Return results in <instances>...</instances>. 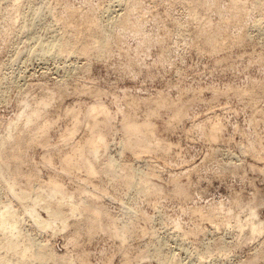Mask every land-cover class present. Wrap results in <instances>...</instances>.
I'll list each match as a JSON object with an SVG mask.
<instances>
[{
    "label": "rangeland",
    "instance_id": "obj_1",
    "mask_svg": "<svg viewBox=\"0 0 264 264\" xmlns=\"http://www.w3.org/2000/svg\"><path fill=\"white\" fill-rule=\"evenodd\" d=\"M121 1L0 0V79L6 78L0 80V141L13 135L0 150L8 155L20 131L26 152L20 170L8 160L10 171L0 173V218L3 212L17 221L8 235L0 227V264H39L29 238L50 249L46 264H158L155 243L168 264H264V0ZM235 7L241 17L232 14ZM71 10L79 16L71 19ZM124 12L127 28H112L116 39L100 58L96 51L85 57L41 52V43L64 32L80 38L79 49L89 39L86 20L118 21ZM47 93L53 99L37 121L16 119ZM93 104L105 110L110 127L107 147L95 158L100 170L86 180L82 170L64 171L59 157L86 135L83 122L71 140L62 137L72 117ZM128 117L148 118L161 150L124 149ZM44 123L49 127L41 132ZM215 125L219 139L208 141L205 132ZM30 138L36 142L28 144ZM124 168L162 192L145 197L117 183ZM51 178L73 202L100 207L94 219L102 228L91 234L85 213L69 216L64 228L60 218L70 215L69 204L49 199L46 187L44 199L33 200L37 184ZM173 182L185 187L184 195ZM251 212L263 223L260 234L250 232ZM122 226H130L124 241L117 235Z\"/></svg>",
    "mask_w": 264,
    "mask_h": 264
},
{
    "label": "bare ground",
    "instance_id": "obj_2",
    "mask_svg": "<svg viewBox=\"0 0 264 264\" xmlns=\"http://www.w3.org/2000/svg\"><path fill=\"white\" fill-rule=\"evenodd\" d=\"M116 1H118V0H116ZM119 1H121V0H119ZM122 1H121V3H122ZM207 2H208V0H203V3H207ZM232 2H233L232 5L236 4V0H232ZM114 6H117V5H114ZM118 6H120V5H118ZM125 6H127V5H125ZM120 7H122V5ZM216 7L217 6H214V9ZM256 7H258V5H255V8ZM107 9H106V11H108ZM123 9H124V6H123ZM112 10L114 11V9H112ZM110 11H108V12H110ZM236 11H238L239 16L241 17V15L243 14V10H240V9L235 7L232 14L236 13ZM69 14H70L69 16L71 19H75L76 17L79 16L76 10L75 11L71 10ZM119 14H120V12H119ZM123 16L124 17L120 16V19L118 21H116L117 19H115V20L114 19L113 20L108 19L109 22H107V23L106 22L100 23L103 18L101 20L98 19V17H101L98 15L94 16L91 19L86 20L85 28H83L84 30L83 29L82 30L84 31V34H85V32H87V35H85L84 38H86V39L89 38V39L87 41L82 42L83 43L81 45L82 47L79 49L77 48V44L80 42V40H79L80 38H78L77 36H74L73 34L69 35L67 32H64L65 35H63L62 37L59 36L60 39L58 37H56L57 39H54L52 37L53 40H51V41L47 40L48 42L41 43V44H44L42 46L41 52L45 56L46 54L51 55L52 54L51 52H54L56 50L58 52V54L64 53V54L68 55V57H69L71 52L72 53L74 52L75 54L77 52V54H76L77 56L80 55V56L85 57V56H88L89 54H91V52L96 51L94 53L95 55L97 53L96 58H100L101 55L102 56L105 55V53L108 51V46H109V44H111L112 40L116 39L115 36H112L113 35L112 28L113 27H118L121 29L127 28L126 19H125V17H127V16L125 15V12H124ZM233 16L237 17L236 15H233ZM106 17L108 18L109 16L106 15ZM115 17L116 16H114V18ZM64 23L66 24L67 27L71 26L70 22H64ZM127 23H128V20H127ZM53 31H54V29H53ZM79 31H78V33L80 34L81 32H79ZM78 33L75 35H79ZM53 35H54V37H55V35L57 36V34H55V32ZM59 35H62V34H59ZM82 35H83V33H82ZM202 37L204 38L205 36H202ZM207 37H208V35H207ZM211 37H213V36H211ZM213 39L208 38L207 39L208 42H206L205 41L206 38H205L204 42H206V44H209L210 46H216L215 43L212 42ZM81 41H82V39H81ZM210 48H212V47H210ZM216 48L218 49L219 47H216ZM94 49H96V50H94ZM72 55H74V54H71V56ZM98 55L100 57H98ZM71 64H72V62H71ZM72 66H73V64H72ZM68 67H69V65H68ZM4 78H5V76H4ZM5 79H2V80L4 81ZM1 83H2V81H1ZM1 98H3V97H0V99ZM52 99H53V93H49V94L47 93L46 95H44L40 99H36V101L33 100V104L32 105L30 104L31 107L29 108L28 112L25 113L24 111H21V113L19 115H17L16 119H19V117L24 115V117H23V119H24L23 123L24 124H28L29 122L37 121L38 118L42 115L41 110L44 109L45 106H48L50 104V102L52 101ZM158 103H160L159 107H162V103L164 105V102H162V101L158 102ZM158 105L156 107H158ZM156 107L154 109L157 112V110H159L158 109L159 107L157 109H156ZM67 110L69 111L70 109L67 108ZM68 111H67V113H68ZM72 111H73V109H72ZM178 111H180V110L178 109ZM178 111H176L175 114H177ZM74 112H76V111H74ZM72 113H70V114H72ZM82 113L84 114L83 116H79L77 113L75 116L72 114V116H74V117H72V118H74L73 123H72V127L68 128V130L62 135V137L66 141L71 140L73 138V136L76 134V132L78 131L79 127L81 125H84L83 122L86 123V125H85L86 126V135L80 141L72 142L69 151L65 155L59 157L60 158L59 162L61 163L63 170L66 172H71V171L79 172L81 170L84 171L86 174L85 179L88 180L89 178L95 177V175L98 174V172L100 170L99 163L96 161L95 158L98 157L99 153L102 152L103 150H105V148L107 147L106 132H107V129L110 127V126L108 127V124L110 122H109V117H106V115H105L106 114L105 110L102 107H99V106L94 105V104L89 106L86 109V111H83ZM99 113H101V114L103 113L104 116L102 118H98L97 115ZM152 113L154 114L155 112H153V110H152V112L150 114H152ZM129 118L130 117H128V120L123 122L122 128H121L122 132H123V148L130 150L131 152H134L135 154H138L140 151H142V152L143 151L144 152L150 151L151 152L152 150L153 151L154 150L155 151L161 150L160 141L157 140V138H155V136H154V131H155L154 124L148 118H145V120L140 121V122L136 121V120H131ZM11 125H12V123H8L5 127V130H7ZM215 126L216 127L213 126L212 128H210V130L207 129L208 131L205 132V136L208 137L207 140L208 139H210V140H216V139L218 140L219 139L218 135L220 134V132H219L220 127L218 129L217 125H215ZM48 127H49V125L44 123L41 126V132H46ZM204 128L205 127L202 128V131ZM17 134L19 137L17 138L16 141H14L15 142L14 144H12L13 142L11 143L12 146L9 149L8 155H6V153L3 151V149L0 150V173H4V171L6 169H8L10 171V168H8V166H7L8 160L12 161L11 162V164L13 166L12 170H18V169L20 170L19 167L25 161L24 156H25L26 152H25V150L22 151L23 147L20 146V143L22 142V138H23V136L21 135L22 132L18 131ZM11 137H13V135L10 132H7V135L5 137H2V139L0 141V147H3L5 145V143H6L5 138L10 139ZM34 139H36V138L28 139L27 143L29 144L32 142H36V140H34ZM250 150L252 151V149H250ZM5 156H6V158H5ZM53 159H54V157L53 158L51 156L47 157V159H45L46 164H51L53 162ZM106 165H107V168L110 170H114L115 166H117V164H115L110 159L106 162ZM16 172L17 171H15V173ZM31 172H33V169L31 170ZM31 172H29V173H31ZM18 173H20L22 175L21 172H18ZM134 173H136L134 170L133 171H126L124 168L121 170L120 179L115 180V181L119 184H122V185L126 184L129 189H135L136 188L138 191V194H140L141 196H145V197L157 196L160 194V192H162L163 189L160 185L152 183V181H150V179L146 176L145 177L141 176L138 179H135ZM124 176L126 178L125 181L123 180ZM35 178H36V174L34 171V173H32V174H28L27 181L30 183V181L32 179V182H33V180H35ZM173 181H175V179ZM173 184L175 187V191L178 192V194L179 193L183 194L186 192L185 187L180 185L179 182H173ZM37 186L40 189V191H39L40 194H35V196H34L35 199H33V200L38 201V200L44 199L43 192H45V190L42 188L46 187L45 188L47 191L46 196L49 199L57 200V203L66 202L67 204H69L70 215L65 214L60 218L61 224L64 228L67 227V225H68L67 219L69 216L82 215V213H85L87 215V217H86V224H87L86 228L88 229V231L91 234H93L95 232V230L102 228V225L97 223L94 219V218H96L102 214V209L100 207L92 204V203L83 202L81 200L73 202L72 200H70V197L65 195L66 193H64V191L62 189L61 183L56 178H51L47 182H42V183L40 182L39 185L37 184ZM89 195L95 199H98L101 194L97 191H93V192H90ZM28 196L29 195H25L24 197L27 198ZM47 206H48L47 208H49L51 206V204H47ZM2 213L3 212H1L2 218H0V227L2 228L3 231L8 232L7 233V235H8L11 232V230L14 228L17 221L10 214H6L4 216V214H2ZM237 220H239V219H237ZM248 224L250 226V232L252 235L258 234V233L260 234L261 230L263 229V226H262L263 223L260 221V219L257 218V216L253 212L250 213V219H249ZM129 231H130V226H122L121 231L118 232L117 235L120 236L122 238V240L124 241L128 238V236L126 234H130ZM153 236H152V238H153ZM153 241H154V239H153ZM157 241H159V240H157ZM28 243H29V247H31L30 246L31 244L37 247V250L30 253V256H32L33 259L37 260V262H39V264H46L48 262V260L52 258V254L50 253V249L48 248V246H46V244L36 243V241H34L31 238L28 239ZM27 248L28 247H26V249ZM153 255H154V257L157 258L158 264L170 263V262L167 263V261H170V258H167L166 255H168V254H164V251L162 250V246L159 245V243L158 244L155 243ZM61 257H64V256H61ZM55 259H56V256H55Z\"/></svg>",
    "mask_w": 264,
    "mask_h": 264
}]
</instances>
